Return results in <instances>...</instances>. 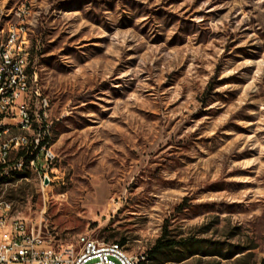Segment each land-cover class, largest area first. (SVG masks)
<instances>
[{
  "label": "rangeland",
  "instance_id": "1",
  "mask_svg": "<svg viewBox=\"0 0 264 264\" xmlns=\"http://www.w3.org/2000/svg\"><path fill=\"white\" fill-rule=\"evenodd\" d=\"M0 8L27 16L57 154L49 185L0 180L15 215L65 247L124 240L139 264H260L264 0ZM163 234L174 247L150 254Z\"/></svg>",
  "mask_w": 264,
  "mask_h": 264
},
{
  "label": "built area",
  "instance_id": "2",
  "mask_svg": "<svg viewBox=\"0 0 264 264\" xmlns=\"http://www.w3.org/2000/svg\"><path fill=\"white\" fill-rule=\"evenodd\" d=\"M21 8L8 20L0 34V175L28 167L42 185H49V172L57 158L54 150L51 102L38 85L36 72L22 68L29 59L30 27ZM22 73L30 81H22ZM29 119H37V127H29ZM28 124V131H21ZM14 133V140H6ZM0 182V264H136L123 252L118 242L99 241L91 236L79 238V249L56 244L50 237L30 227L28 221L13 212L12 202L1 193ZM144 258V257H143Z\"/></svg>",
  "mask_w": 264,
  "mask_h": 264
},
{
  "label": "bare ground",
  "instance_id": "3",
  "mask_svg": "<svg viewBox=\"0 0 264 264\" xmlns=\"http://www.w3.org/2000/svg\"><path fill=\"white\" fill-rule=\"evenodd\" d=\"M11 13L9 12L4 14L2 10L0 11V34L5 32L8 20L14 19V12L12 14ZM25 27H29L27 16L25 18ZM22 68H29V59H22ZM22 81H30V74L22 73ZM29 127H37V119H29ZM21 131H28V124H21ZM6 140H14V133H6ZM25 168L26 167H21L14 171H9L8 173H6V175H0V180L5 177L11 176V174L15 171L22 172ZM86 237L87 236H82L81 238H86ZM123 252L128 253L124 245H123ZM136 264H139V262H136Z\"/></svg>",
  "mask_w": 264,
  "mask_h": 264
},
{
  "label": "trees",
  "instance_id": "4",
  "mask_svg": "<svg viewBox=\"0 0 264 264\" xmlns=\"http://www.w3.org/2000/svg\"><path fill=\"white\" fill-rule=\"evenodd\" d=\"M118 243L123 244L124 240L118 241ZM173 247H174V243L169 239H167L166 236L163 234L156 240L154 246L150 251V254L160 253L165 250L172 249ZM260 264H264V257L261 259Z\"/></svg>",
  "mask_w": 264,
  "mask_h": 264
},
{
  "label": "crops",
  "instance_id": "5",
  "mask_svg": "<svg viewBox=\"0 0 264 264\" xmlns=\"http://www.w3.org/2000/svg\"><path fill=\"white\" fill-rule=\"evenodd\" d=\"M28 170H30V169H28ZM20 173H22V172H19V173H17V174H20ZM8 180V179H7Z\"/></svg>",
  "mask_w": 264,
  "mask_h": 264
}]
</instances>
